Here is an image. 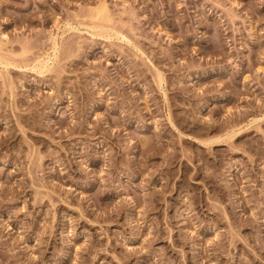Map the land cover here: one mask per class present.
Segmentation results:
<instances>
[{"label": "rangeland", "instance_id": "obj_1", "mask_svg": "<svg viewBox=\"0 0 264 264\" xmlns=\"http://www.w3.org/2000/svg\"><path fill=\"white\" fill-rule=\"evenodd\" d=\"M0 264H264V0H0Z\"/></svg>", "mask_w": 264, "mask_h": 264}]
</instances>
